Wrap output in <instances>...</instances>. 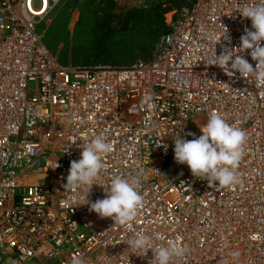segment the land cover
Here are the masks:
<instances>
[{"label":"built area","instance_id":"obj_1","mask_svg":"<svg viewBox=\"0 0 264 264\" xmlns=\"http://www.w3.org/2000/svg\"><path fill=\"white\" fill-rule=\"evenodd\" d=\"M183 1L152 50L122 65L61 63L43 38L57 0H0V264H149L151 250L122 242L135 231L181 238L187 251L171 264H264V86L207 63L254 30L236 9L256 0ZM226 28L230 42L215 45ZM238 54L255 68L250 50ZM213 111L246 133L232 186L174 159V139L200 136ZM90 130L113 151L87 199L104 198L98 184L114 175L138 178L131 227L76 205L85 187H63Z\"/></svg>","mask_w":264,"mask_h":264},{"label":"clouds","instance_id":"obj_2","mask_svg":"<svg viewBox=\"0 0 264 264\" xmlns=\"http://www.w3.org/2000/svg\"><path fill=\"white\" fill-rule=\"evenodd\" d=\"M243 17L251 19L254 30L245 28L241 35L239 47L228 48L223 46L220 55L214 53L210 65H217L223 71L232 76L239 72L249 82H255L258 86H264V0H256L254 4L245 3L236 9ZM221 37L230 42L227 28L220 36L215 38V45ZM245 50H250L255 68L242 55ZM230 62V66H229ZM146 102L151 101L150 96L145 97ZM202 134L198 137L195 133L191 140L179 135L174 139V159L179 164H187L193 176L207 179L209 184L218 182L221 186H232L239 183V174L236 169L243 157V146L246 142V133L238 126L229 122L219 113L213 111L209 114L207 123L200 127ZM84 141L79 147L82 149L81 158L70 162L69 173L66 177L64 189L73 191L85 187L87 195L83 203L89 204L87 199L93 184H97L96 178L105 170L103 157L113 151V144L107 136L101 132L90 130V134L81 137ZM160 146V142L156 144ZM166 149L167 146L163 145ZM103 187L105 197L90 203V211H94L101 218H111L114 224L131 227L137 220L138 212L143 206V196L139 191L138 178L129 179L126 176L114 175L110 182L98 184ZM162 237H153L145 231H135L125 242L132 253L145 256L149 250L152 259L149 264H171L173 257L183 256L187 248L182 244L181 238L168 239L166 243L157 244L156 240ZM73 264H83L79 257Z\"/></svg>","mask_w":264,"mask_h":264},{"label":"trees","instance_id":"obj_3","mask_svg":"<svg viewBox=\"0 0 264 264\" xmlns=\"http://www.w3.org/2000/svg\"><path fill=\"white\" fill-rule=\"evenodd\" d=\"M183 2L171 0L172 6L177 7ZM168 8L169 5L160 1L144 7L117 8L115 0H83L78 22H81V34L75 38L77 52H73V59L78 60L77 63H117L110 60L107 44L120 33L150 38L152 43L142 55L149 53L158 36L166 31L164 13ZM43 38L45 41L47 36Z\"/></svg>","mask_w":264,"mask_h":264},{"label":"rangeland","instance_id":"obj_4","mask_svg":"<svg viewBox=\"0 0 264 264\" xmlns=\"http://www.w3.org/2000/svg\"><path fill=\"white\" fill-rule=\"evenodd\" d=\"M158 1L169 6L172 5L171 0H152L151 2L146 0H115L117 8L144 7ZM82 3L83 0H57L55 11L43 24L48 48L63 63L78 62L72 56L73 52H77L74 48L75 38L79 36V33L81 34V22H78L81 19ZM151 43L150 38H143L135 33L117 34L107 44L109 58L122 65L128 64L135 58L142 56ZM82 44L84 43L82 42Z\"/></svg>","mask_w":264,"mask_h":264},{"label":"crops","instance_id":"obj_5","mask_svg":"<svg viewBox=\"0 0 264 264\" xmlns=\"http://www.w3.org/2000/svg\"><path fill=\"white\" fill-rule=\"evenodd\" d=\"M147 2H151L152 0H146ZM172 7H177V6H169V8L167 9V10H169V9H171ZM91 62V61H90ZM88 63V62H87ZM74 64H83V63H74Z\"/></svg>","mask_w":264,"mask_h":264}]
</instances>
